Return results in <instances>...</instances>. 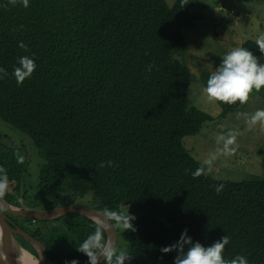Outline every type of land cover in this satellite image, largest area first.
I'll list each match as a JSON object with an SVG mask.
<instances>
[{
    "label": "trees",
    "instance_id": "trees-1",
    "mask_svg": "<svg viewBox=\"0 0 264 264\" xmlns=\"http://www.w3.org/2000/svg\"><path fill=\"white\" fill-rule=\"evenodd\" d=\"M186 2L29 0L27 8H0V68L8 72L0 79V119L29 138L43 160L31 197L25 185L29 151L0 136V170L9 189L3 198L46 209L52 201L35 202L45 196L63 204L72 193L74 199L90 195L100 211L124 213V207L135 216L136 229L123 232L133 256L126 264H173L176 252L160 249L185 229L205 247L228 235L225 260L242 255L248 264H264V178L192 177L202 165L182 139L198 133L203 121L188 113L191 70L172 55L186 47L183 31L197 23ZM21 41L27 52L18 47ZM241 47L264 64L256 42ZM21 56L32 58L36 68L17 85L12 72ZM150 64L155 67L148 72ZM204 75L208 79L205 71L200 81ZM218 105L221 116L240 104ZM109 160L115 167H99ZM6 215L45 245L53 263L87 264L76 248L95 230L90 218ZM14 237L37 256L21 235Z\"/></svg>",
    "mask_w": 264,
    "mask_h": 264
},
{
    "label": "rangeland",
    "instance_id": "rangeland-1",
    "mask_svg": "<svg viewBox=\"0 0 264 264\" xmlns=\"http://www.w3.org/2000/svg\"><path fill=\"white\" fill-rule=\"evenodd\" d=\"M172 6L175 0H165ZM185 10L197 15L196 26L185 29L186 47L175 50V59L189 66L191 78L188 97L190 107L188 113L194 119H201L203 127L193 135L184 136L182 143L185 150L201 165L203 161L218 147L215 141L217 134H227L237 130V149L231 156L219 155L213 162L209 174L222 181H242L252 177L264 178V130L259 125L249 129L243 119H236L237 112L254 113L264 109L263 88L253 91L249 101L220 116L221 107L218 103L206 102L202 88L206 86L207 76L215 71L222 57L234 48L241 47L246 40L256 42L260 33H264V0H187ZM245 17V19H244ZM0 136L6 144H23L28 153V173L25 185L31 188V197L39 181L40 168L43 160L37 154L33 142L12 125L0 119ZM9 190V189H7ZM38 190V189H37ZM65 197L72 198L66 202L87 207L95 203L90 195L73 198L72 193ZM35 203L39 205H62L56 198L42 197ZM24 200V206L28 207ZM126 213V209L122 207ZM22 222L23 220L20 219ZM117 231L118 249L126 250V240L119 228ZM40 259L38 260L39 263ZM37 263V264H38ZM41 264V262L39 263Z\"/></svg>",
    "mask_w": 264,
    "mask_h": 264
},
{
    "label": "clouds",
    "instance_id": "clouds-1",
    "mask_svg": "<svg viewBox=\"0 0 264 264\" xmlns=\"http://www.w3.org/2000/svg\"><path fill=\"white\" fill-rule=\"evenodd\" d=\"M16 6L27 8L29 7V0H5L3 4H0V8ZM20 27L22 28L23 26L21 25ZM12 31L15 32L17 29L14 28ZM256 44L260 53L264 54V33L258 35ZM18 47L25 52L28 51L27 45L22 41L18 43ZM17 63L18 66L14 67L12 76L17 85H20L25 79L31 77L32 73L35 71L36 64L29 56L19 57ZM154 67V64H150L146 70L151 72ZM7 76V70L0 68V79H4ZM262 88H264V64L259 63L257 57L250 50L237 47L227 52L222 57L221 63L208 77L206 86L202 88V94L208 103H223L228 105L239 103L240 105H244L249 101L253 91L259 92ZM236 119H243L249 129L259 125L260 129L264 130V109H258L252 114L237 112ZM238 135L239 132L237 130H231L227 134H217L215 141L218 147L203 161L202 166L192 173V177L195 179L201 175L208 174L212 170L213 162L219 155H233L237 149L236 141ZM20 161L22 162V157ZM99 167H115V164L111 160L101 161ZM2 173L3 170H0V199L4 197L8 188L7 176ZM222 190L223 184L215 187L217 194ZM70 204L74 203L65 202L62 205ZM62 205H54L53 207ZM6 214L9 213H5V215ZM67 215L78 214H66L64 216ZM134 220L135 216L130 215L128 210L126 213H121L107 208L103 209L97 221L93 220L96 222L95 230L77 246L76 250L87 257V264H126V261H131L133 259L132 254L125 249H118L109 233L113 228H115V230L119 228L121 232H134L136 230L132 223ZM9 223L13 225L10 221ZM229 242L230 237L224 235L220 240L205 247L199 242L194 243L191 237L187 235V229H185L174 244L163 247L160 251L164 254L175 251L176 256L174 257L173 264H248L247 258L242 255H237L230 260H225L223 251ZM20 248L29 252L21 246ZM32 256L36 260H39L38 255L35 257L32 254ZM65 264H79V262L73 259L71 261H65Z\"/></svg>",
    "mask_w": 264,
    "mask_h": 264
},
{
    "label": "water",
    "instance_id": "water-1",
    "mask_svg": "<svg viewBox=\"0 0 264 264\" xmlns=\"http://www.w3.org/2000/svg\"><path fill=\"white\" fill-rule=\"evenodd\" d=\"M245 19V17H244ZM102 211L82 206V205H62L56 206L49 209H41V208H30L26 207L21 203L20 206L12 205L8 203L4 198L0 199V226L2 228V232L7 241L8 247L13 251L14 248H20L17 240L14 237V234L21 235L36 251L41 264H54L49 260L46 253L45 245L35 237L31 236L24 230H22L17 225H11L9 223V217L5 215V213H9L16 217H24V218H34V219H43V220H54L58 217L64 216L66 214H78L85 217H88L94 221H97L99 215ZM115 245L117 242V232L115 228L109 233ZM13 264H18L17 262Z\"/></svg>",
    "mask_w": 264,
    "mask_h": 264
},
{
    "label": "bare ground",
    "instance_id": "bare-ground-1",
    "mask_svg": "<svg viewBox=\"0 0 264 264\" xmlns=\"http://www.w3.org/2000/svg\"><path fill=\"white\" fill-rule=\"evenodd\" d=\"M14 262L18 264H37L38 260L31 253L21 248L17 247L13 251L10 250L0 226V264H13Z\"/></svg>",
    "mask_w": 264,
    "mask_h": 264
},
{
    "label": "flooded vegetation",
    "instance_id": "flooded-vegetation-1",
    "mask_svg": "<svg viewBox=\"0 0 264 264\" xmlns=\"http://www.w3.org/2000/svg\"><path fill=\"white\" fill-rule=\"evenodd\" d=\"M13 225H16V223L14 221H10Z\"/></svg>",
    "mask_w": 264,
    "mask_h": 264
}]
</instances>
